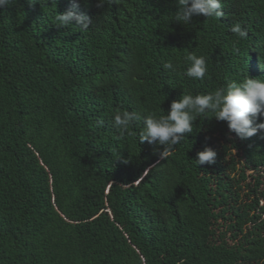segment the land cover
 Listing matches in <instances>:
<instances>
[{
	"label": "trees",
	"instance_id": "16d2710c",
	"mask_svg": "<svg viewBox=\"0 0 264 264\" xmlns=\"http://www.w3.org/2000/svg\"><path fill=\"white\" fill-rule=\"evenodd\" d=\"M72 2L0 8V264H264V132L201 116L165 158L139 143L143 117L183 92L264 76V0L187 25L175 0H78L89 27L58 28ZM185 51L205 56L203 81ZM125 110L140 119L121 139ZM205 147L215 163L198 165Z\"/></svg>",
	"mask_w": 264,
	"mask_h": 264
},
{
	"label": "clouds",
	"instance_id": "9594fccd",
	"mask_svg": "<svg viewBox=\"0 0 264 264\" xmlns=\"http://www.w3.org/2000/svg\"><path fill=\"white\" fill-rule=\"evenodd\" d=\"M13 0H0V8L11 4ZM35 3L36 0H29ZM109 0H98L97 7L103 8ZM113 4L119 0H110ZM178 11L174 20L187 25L194 16H204L206 19L223 16L221 0H175ZM55 26H78L85 30L91 24V18L79 11L78 0H73L72 6L66 11L57 12ZM230 31L241 38L247 37V31L240 23H233ZM187 49V48H185ZM183 62L186 67L185 75L189 78L203 81L207 73L205 56L194 51H185ZM166 70L176 71L177 65L172 60L163 63ZM211 113V117L207 115ZM214 117L218 121H226L230 132L241 140L251 138L257 133L264 132V76H245L243 79L231 80L214 91L206 93L184 92L179 99L173 100L166 114L151 111L143 117V128L139 133V143L164 146L161 158L166 157V150L177 145L188 133L193 132V124L197 118ZM140 117L130 111H117L112 118V126L119 133V138L131 135L130 125ZM102 125L103 121H99ZM217 153L211 147L197 153L195 161L198 165L214 164ZM120 158V157H119ZM118 158V159H119ZM128 163L127 160L123 161Z\"/></svg>",
	"mask_w": 264,
	"mask_h": 264
}]
</instances>
